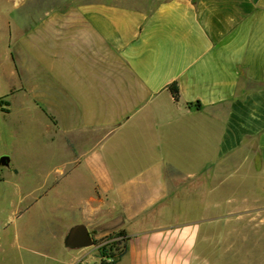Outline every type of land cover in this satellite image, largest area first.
<instances>
[{
    "label": "crops",
    "instance_id": "obj_1",
    "mask_svg": "<svg viewBox=\"0 0 264 264\" xmlns=\"http://www.w3.org/2000/svg\"><path fill=\"white\" fill-rule=\"evenodd\" d=\"M22 1L28 18H42L14 39L8 22L19 78L17 50L34 43L32 83L13 85L4 111L16 243L18 220L52 200L62 264H98V245L119 231L128 240L115 264H254V224H264L254 214L264 213V0ZM20 93L22 111L32 104L46 117L38 140L54 154L35 165L17 157L30 140L14 109ZM78 224L97 244L65 245Z\"/></svg>",
    "mask_w": 264,
    "mask_h": 264
},
{
    "label": "rangeland",
    "instance_id": "obj_2",
    "mask_svg": "<svg viewBox=\"0 0 264 264\" xmlns=\"http://www.w3.org/2000/svg\"><path fill=\"white\" fill-rule=\"evenodd\" d=\"M25 11L26 3L22 0L19 1L17 7H13L12 2L0 1V98L4 109L7 108L6 94L9 93L13 85H20L24 79L32 83L29 76V68L33 65L31 63L34 44L32 38L29 47H25L23 51L20 46V49L17 50L20 63L17 65L21 70V78L15 72L12 57L8 54L10 37L8 22L11 23V36L14 39L21 37L23 31L37 24L38 20L42 18V15H39L37 10L30 14L29 18ZM28 99L26 94L20 93L14 106L15 111L19 112L21 116L23 115L29 125L27 132L24 134L25 140L28 135L30 136L29 145L25 142L18 144L17 157L20 163L28 162L35 165L41 160V156L45 160L53 157L54 154L52 150L41 146V141L38 140V134L47 130L46 117L39 112H35L32 104L28 108L25 106L24 111L21 110V104ZM1 109L0 105V158L9 156L10 140L12 139V134L10 133L12 118L8 117L6 112ZM5 167L6 165H0V238L2 241L0 246V264H62L60 252L54 250L60 245V241L57 239V228L51 215L55 209L52 200L35 206L24 218L18 220L19 240L16 243V235L12 230L15 225L12 223L14 215L10 200L7 198V185L4 181ZM40 180V175H36L32 183L33 187L39 186ZM261 211V209L255 208L254 214L261 216L264 214ZM254 228L252 240L254 264H264V224L255 223ZM67 251L74 253V250ZM43 252H50L54 260Z\"/></svg>",
    "mask_w": 264,
    "mask_h": 264
},
{
    "label": "water",
    "instance_id": "obj_3",
    "mask_svg": "<svg viewBox=\"0 0 264 264\" xmlns=\"http://www.w3.org/2000/svg\"><path fill=\"white\" fill-rule=\"evenodd\" d=\"M9 157L3 156L0 158V165H7ZM65 245L69 248H84L95 245L93 237L88 228L83 224L73 226L65 239Z\"/></svg>",
    "mask_w": 264,
    "mask_h": 264
},
{
    "label": "trees",
    "instance_id": "obj_4",
    "mask_svg": "<svg viewBox=\"0 0 264 264\" xmlns=\"http://www.w3.org/2000/svg\"><path fill=\"white\" fill-rule=\"evenodd\" d=\"M169 89H170L173 97L177 100L179 98V91H178V87H177L176 83H173L172 85H170ZM0 105L2 107V110L5 111V109L2 106L3 103L1 102V98H0ZM115 236H122L123 240L122 241H113L110 244L108 243V244L100 246L98 248V254L104 255V254H106V252L109 248L111 249L112 247H115V249L118 250V254H117V261H118L120 259V257L125 252V244H126V241L128 240V237L125 235V233L123 231H119L117 233L108 235L107 237H105L104 241L108 238L115 237ZM122 242H123V244H122ZM95 244H97V243L95 242Z\"/></svg>",
    "mask_w": 264,
    "mask_h": 264
},
{
    "label": "built area",
    "instance_id": "obj_5",
    "mask_svg": "<svg viewBox=\"0 0 264 264\" xmlns=\"http://www.w3.org/2000/svg\"><path fill=\"white\" fill-rule=\"evenodd\" d=\"M122 240H123L122 236H115V237L108 238L98 245L97 251H98V248L102 245H105L108 243L110 244L113 241H122ZM117 254H118V250H116L115 247H112L111 249L109 248L106 254L104 255L98 254V261H99L98 264H115L117 262ZM76 264H82V263H76Z\"/></svg>",
    "mask_w": 264,
    "mask_h": 264
}]
</instances>
